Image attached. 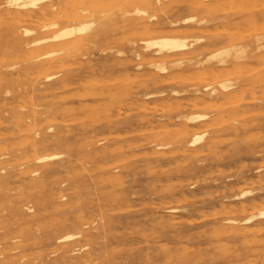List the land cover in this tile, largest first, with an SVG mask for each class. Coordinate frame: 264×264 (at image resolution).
Wrapping results in <instances>:
<instances>
[{
	"label": "rangeland",
	"instance_id": "rangeland-1",
	"mask_svg": "<svg viewBox=\"0 0 264 264\" xmlns=\"http://www.w3.org/2000/svg\"><path fill=\"white\" fill-rule=\"evenodd\" d=\"M111 1L115 4L105 0L107 9L105 5L97 10L87 7L85 21L94 26L90 33L76 37L81 43L74 39L69 47L61 48V41L29 46L28 38L12 36L10 20H0V38L6 43L0 49V71L5 75L0 82V144L7 147L1 160L24 150L36 160L57 156L35 161L31 172L36 173L30 177L16 170L0 172V264H264V243L215 238L226 225L222 221L235 216L230 211L247 205L245 218L264 211V50L239 66L220 63L233 59L232 46L238 50L258 40L264 43L260 5L264 0H144L150 6L146 29L132 13L123 15L135 0ZM47 4H61V0H47L29 9L36 12ZM57 11L53 14L58 17L46 14L26 23L34 34L80 25L74 15L81 17V11L79 15L71 9ZM49 18L55 21L49 23ZM176 21L181 25L173 26ZM168 36L185 39L187 49L167 59H163L167 54L148 56L155 50L146 52L145 42ZM207 44L211 46L205 48ZM227 49L233 56L212 59ZM51 53L57 55L48 57ZM50 60L53 67L44 68L43 63ZM175 63L181 65L171 68ZM156 64L168 70L162 73ZM58 72L57 80L69 81L50 85L46 77ZM229 72L234 75L227 79ZM178 76L187 81L176 80ZM99 77L115 80L98 85ZM210 79L213 83H203ZM225 82L231 99L221 87ZM212 90L218 96L211 97ZM209 101L214 102L212 109ZM203 104L209 107L202 108ZM194 115L206 118L189 122ZM195 135H204L196 148L190 145ZM31 138L38 142L37 149L20 147L23 139ZM42 141L47 144L42 146ZM210 143L214 147H207ZM247 191L252 196L236 198ZM263 221L257 217L255 225ZM83 223L86 226L81 227ZM67 234H79L76 249L87 246L83 253L67 254L72 246L57 241ZM91 251V259L83 257ZM185 257L189 259L184 261Z\"/></svg>",
	"mask_w": 264,
	"mask_h": 264
},
{
	"label": "bare ground",
	"instance_id": "bare-ground-1",
	"mask_svg": "<svg viewBox=\"0 0 264 264\" xmlns=\"http://www.w3.org/2000/svg\"><path fill=\"white\" fill-rule=\"evenodd\" d=\"M44 1H47V0H0V20H2L3 21V19L5 20V18L6 19H8V20H10L13 24H14V28H13V31H12V36L13 37H15V38H23V40H24V38H28V39H26L25 41H26V44L27 45H39V44H43V43H46V42H49V41H61V44L60 45H62L61 46V48L62 47H65V46H67L69 43H71L72 41H74V39H75V42H76V37L77 36H81L82 35V37H83V35H85V34H88V33H90L91 32V28L94 26V23L93 22H88V21H85V20H87V16H86V14H85V12H87L86 11V9H87V7L89 6H91L90 8H94V9H96L97 10V8L98 9H101V8H103L104 7V5H105V7L103 8V9H107V7H108V5H107V3H105V0H61V4H57V5H54V4H47V5H44L39 11H36V12H32V11H30V9L29 8H35V7H37L38 6V4L39 3H41V2H44ZM110 2L112 3V4H115L114 3V1H111L110 0ZM117 2V1H116ZM159 2V1H158ZM228 4H230L228 1H226ZM255 2H257V1H255ZM108 3H109V1H108ZM226 3V4H227ZM228 4H227V6H228ZM238 5H239V2L237 3ZM252 4V3H251ZM259 4V3H258ZM258 4L256 3H254V5H256V6H258ZM196 5V4H195ZM225 5V4H224ZM223 5V6H224ZM230 5H232V4H230ZM238 5H236V7L238 8L239 6ZM247 5V4H246ZM261 5V7H262V9L264 8L263 6L264 5H262V4H260ZM259 5V6H260ZM107 6V7H106ZM199 6H201V5H199ZM214 6V5H213ZM226 6V7H227ZM149 5H148V3L146 2V1H144V0H135V2H134V7H132V8H129V7H127V9H125L124 11H123V15L125 16V17H127L129 14H133V17H135L136 18V20L137 21H139L138 23L140 24V25H142L143 26V28L144 29H146V28H148V24H147V22H149L147 19H145L146 18V16H147V10L149 9ZM225 7V8H226ZM233 7V6H232ZM235 6H234V8H236ZM245 7V6H244ZM119 8V7H118ZM204 8H207V7H204ZM219 8V7H218ZM224 8V9H225ZM230 8H231V6H230ZM241 8V7H240ZM251 8H252V6H251ZM255 7L253 6V9H254ZM259 8V7H258ZM67 9H71L72 11L74 10V11H76L75 13H77L78 14V10L79 11H81L83 14L81 15V17H78L77 18V16L76 15H74V18H76V20L78 21V19L80 20V25L79 26H71V27H64V28H61V29H59L58 31H56V32H39V33H37V34H34V31L33 30H31L30 29V26H29V24L28 23H26V21H31V19L32 18H34V17H43L44 15H46V14H50V15H52L53 13H54V11L56 12L57 10H60V12H62L63 13V10H67ZM132 9V10H131ZM207 9H209V7L207 8ZM210 9H212V7L210 8ZM221 9V8H220ZM222 10V11H225V10ZM243 9V8H242ZM247 9V8H246ZM256 9V8H255ZM260 9V8H259ZM92 10V9H91ZM131 10V11H130ZM232 10V9H231ZM236 10H238V9H236ZM245 10V9H244ZM73 11V12H74ZM66 13H67V11H65ZM104 12V11H103ZM106 12V11H105ZM57 13H58V11H57ZM70 13V12H69ZM74 13V14H75ZM223 13V12H222ZM226 13V12H225ZM56 14V13H55ZM55 14H53L51 17L53 18V17H55V16H57V15H55ZM101 14V13H100ZM185 14H186V12H185ZM35 15V16H34ZM70 15V14H69ZM79 15V14H78ZM66 16V15H65ZM64 16V17H65ZM93 16V15H92ZM46 17V16H45ZM58 17V16H57ZM61 17V16H60ZM68 17V16H67ZM46 18H48V17H46ZM71 18V17H70ZM93 18V17H92ZM155 18V16H152V18H150V20L151 19H154ZM39 19V18H38ZM50 19V20H49ZM49 19H47V20H49L48 22L50 23V21L52 20V21H55V19L53 20V19H51V18H49ZM66 19V18H65ZM68 19V18H67ZM66 19V20H67ZM73 20V19H72ZM101 20V19H100ZM193 20V19H192ZM6 21V20H5ZM34 21V20H33ZM52 21H51V23H52ZM191 20H186L185 22H183V24H187V23H189ZM203 21V20H202ZM37 22V21H36ZM45 22H46V20L44 21V24H45ZM48 22H46V23H48ZM70 23V22H69ZM33 24V23H32ZM40 24H41V21H40ZM51 25V24H50ZM49 25V26H50ZM172 25L173 26H175V27H177V26H179V25H181V22L180 21H176V22H173L172 23ZM38 26V25H37ZM40 27H41V25H39ZM57 25L56 24H53L52 25V27H56ZM243 26V25H242ZM5 28V27H4ZM51 28V27H50ZM214 28H215V26H214ZM216 28H217V26H216ZM242 28V30L244 29L243 27H241ZM254 28V27H253ZM41 29V28H40ZM105 28H101V30H104ZM199 29V28H198ZM245 29H246V27H245ZM43 30V29H42ZM186 30V29H185ZM189 30V29H188ZM187 30V31H188ZM222 30V29H221ZM229 30V29H228ZM236 30V29H235ZM247 30H248V26H247ZM249 30H251V29H249ZM253 30V29H252ZM255 30V29H254ZM259 30H261L260 28H259ZM148 31V30H147ZM174 31V30H173ZM173 31H170L169 30V33H171V32H173ZM190 32H191V29L189 30ZM198 31H200V30H198ZM206 31H207V29H206ZM205 31V32H206ZM211 31V30H210ZM218 31V30H217ZM217 31H213V32H216L215 34H217ZM226 30H222V32H225ZM238 31H239V29H238ZM218 32H221V31H218ZM228 32H230L231 33V35H232V33H233V31L232 30H230V31H226V33H228ZM241 32V31H240ZM250 32V31H249ZM249 32L247 33V34H249ZM257 32V31H256ZM258 32H260V31H258ZM257 32V33H258ZM262 32V31H261ZM125 33V32H124ZM136 33V34H135ZM134 34L135 35H139V34H137V32H135ZM140 33V32H139ZM155 33H156V31H155ZM174 33V32H173ZM201 33V32H200ZM211 33H212V31H211ZM229 33V34H230ZM242 33V32H241ZM246 33V32H245ZM244 32L242 33V34H245ZM252 33H255V32H252ZM134 34H132V35H134ZM149 34H152L151 32H149ZM214 34V33H213ZM234 34V33H233ZM238 34V36H240V34L239 33H237ZM241 34V35H242ZM140 35H146V33L144 32V33H141ZM160 35V34H159ZM236 35V34H235ZM246 35V34H245ZM128 36V35H127ZM131 36V35H130ZM237 36V35H236ZM129 37V36H128ZM79 39V38H78ZM124 39V38H123ZM258 39V38H257ZM263 39V38H262ZM16 41V40H15ZM78 41V40H77ZM198 42H199V40H197ZM234 41H238V40H235L234 39ZM3 42H5V39H1L0 38V49H2L3 47H4V45H6V43H3ZM79 42L81 43V41L79 40L76 44H79ZM51 43V42H50ZM53 43V42H52ZM74 42H72V44H73ZM210 43H212V42H210ZM75 44V45H76ZM230 44V43H229ZM211 45H209V44H207V45H205V48H208V47H210ZM28 47V46H27ZM67 47H69V45L67 46ZM187 44H186V40L185 39H180V38H177V37H174V36H168V37H162V38H160V39H155V40H150V41H146L145 42V48H144V50L146 51V52H152L153 50H155L153 53H150L148 56H151V55H153V56H160V55H162V54H167V56H165V57H163V59H167V58H169V56L170 57H174V56H176L178 53H181V52H183V51H185L186 49H187ZM236 47V46H235ZM42 48V47H41ZM50 48H51V46H50ZM200 48H203V47H200ZM239 48V46H237L236 47V49H238ZM4 49V48H3ZM52 49V48H51ZM50 49V50H51ZM59 49H60V47H59ZM234 51V53H235V55L233 56V54H232V51ZM231 50H224V51H222V52H220V53H218V54H215V55H213L212 56V59H217L218 57H230V56H233V59L231 60V61H224V60H222L220 63L222 64V65H226V64H228V63H232L233 65H238V64H240L241 62H243L244 60H251V59H253L254 57H255V55L258 53V52H261V51H263L264 50V43H262V41H260V40H258L256 43L254 42V43H251V44H248V45H246L244 48H241V49H238V50H234V48H233V46H232V49ZM30 51V50H29ZM35 51V50H34ZM54 51V50H53ZM37 52V51H36ZM36 52H34V53H36ZM52 52V51H51ZM28 53H32V51H30V52H28ZM44 53V52H43ZM57 55V53H51V54H48V55H45L46 57L48 56V57H51V56H53V55ZM58 54H60V52H58ZM30 56V58H31V54H29ZM34 55V54H33ZM183 55V54H182ZM24 56H25V54H24ZM43 57L42 56V58H46V57ZM92 56V55H91ZM90 56V57H91ZM55 57V56H54ZM57 57V56H56ZM183 57V56H182ZM15 58V57H14ZM41 58V57H40ZM26 59H27V56H26ZM151 59V58H150ZM10 60V59H9ZM53 60V59H52ZM52 60H50V61H47V62H45V63H43V66H44V68L46 67V68H52L53 67V62L54 61H52ZM161 60V59H160ZM14 61H15V59H14ZM156 60H152V62L153 63H156L155 62ZM121 62V61H120ZM163 62H164V60H163ZM1 63V62H0ZM179 63V62H178ZM172 64V66H171V68H177V67H179L181 64ZM62 65V64H61ZM60 65V66H61ZM154 65V64H153ZM241 65V64H240ZM248 65V64H247ZM2 66V65H1ZM59 65H58V68L60 67ZM77 66V65H76ZM239 66V65H238ZM249 66V65H248ZM263 66V65H262ZM16 67H18V66H16ZM62 67V66H61ZM67 67V66H66ZM75 67V66H74ZM243 67V66H242ZM246 67V66H245ZM251 67H253V66H251ZM264 67V66H263ZM141 68V67H140ZM156 68L157 69H159L162 73L163 72H166L168 69H167V67H165L164 65L163 66H160V65H157L156 64ZM170 68V69H171ZM232 68V67H231ZM236 68V67H235ZM250 68V67H249ZM255 68V67H254ZM253 68V69H254ZM206 69V68H205ZM234 69V68H233ZM242 69V68H241ZM246 69H247V67H246ZM19 70V69H18ZM212 70V69H211ZM236 70H237V68H236ZM235 70V71H236ZM243 70H245V68L243 67ZM248 70V69H247ZM247 70H245L246 72H247ZM255 70V72H256V68L254 69ZM213 71V70H212ZM225 71V70H224ZM238 71H240V68L237 70V72ZM231 72V71H230ZM229 72V75H228V77H226L227 79L229 78V76H233V75H231V73ZM252 72H254V71H252ZM252 72H250L249 71V73H252ZM43 73V72H42ZM234 73H236V72H234ZM240 73H241V71H240ZM59 74H60V72H58V73H56V74H52V75H48L47 77H46V81L47 82H49L50 83V85L51 84H63V83H67L68 81H69V78H62L61 80H57L58 79V77H59ZM127 74V73H126ZM194 74V73H193ZM208 74V73H207ZM206 74V77H207V79L209 78L208 77V75ZM246 74V73H245ZM118 75V74H117ZM194 75H196V74H194ZM204 75V74H203ZM210 75H211V72H210ZM214 75V74H213ZM217 75H219V76H223L224 75V73L222 74L221 73V75L220 74H217ZM226 75V74H225ZM238 75V74H237ZM239 75H242V74H239ZM123 76H124V74H123ZM188 76H190V74L188 75ZM202 76V75H201ZM261 76H263L262 74H261ZM37 77V76H36ZM42 77H44V76H42ZM122 77V76H121ZM120 77V78H121ZM127 77V79L129 78L128 76H126ZM125 77V78H126ZM175 77V76H174ZM173 77V78H174ZM198 77H199V75H198ZM203 77V76H202ZM205 77V76H204ZM224 77V78H225ZM253 77H254V75H253ZM100 79H101V77H99ZM120 78L119 79H117L115 82H117L118 80H120ZM124 78V77H123ZM123 78H121V79H123ZM131 78V77H130ZM181 78H182V82H186L187 81V78H185L186 79V81H184L185 79L181 76ZM179 76H178V78L176 79V80H178L179 81V79H181ZM193 78H194V76H193ZM193 78L191 79V78H189V82L190 81H192V82H190V83H193ZM201 78V77H200ZM213 79H214V81L217 79L218 80V78L216 77L215 78V76L214 77H212ZM220 78H222L223 80H224V78L223 77H220ZM3 79H5V75L3 74V72H1L0 71V82L3 80ZM103 79V78H102ZM101 79V82H99L98 83V85H102L105 81H106V79H105V81L104 80H102ZM134 79V78H133ZM142 79V78H141ZM146 79V78H145ZM184 79V80H183ZM199 79V78H198ZM197 79V77H195V79L194 80H198ZM206 79V78H205ZM212 79V80H213ZM112 80V79H111ZM114 80H115V78H114ZM114 80H112V81H106L105 83L107 84L108 82H109V84L111 83V82H114ZM123 80H126V79H123ZM131 80H132V78H131ZM175 80V79H174ZM173 79H172V82L174 81ZM175 80V81H176ZM216 80V81H217ZM98 81H100V80H98ZM98 81H96V82H98ZM104 81V82H103ZM169 81H171V80H166L165 82H167V83H169ZM205 81H207V83H209V81L211 82V83H213L212 81H211V79L210 80H204V82L203 83H206ZM52 82V83H51ZM55 82V83H54ZM90 82V81H89ZM103 82V83H102ZM120 82H122V81H120ZM125 82V81H124ZM195 82V81H194ZM197 82V81H196ZM198 82L199 83H201L200 82V79L198 80ZM91 83V82H90ZM131 83V82H130ZM171 83V82H170ZM211 83H209V84H211ZM89 83H87V85H88ZM216 85V84H215ZM219 85V84H218ZM139 86V85H138ZM220 86V85H219ZM141 87V86H140ZM221 87H222V89L224 90V92H226L227 94L225 95V97H228L229 96V92H230V85H227L226 84V82L225 83H221ZM220 87V88H221ZM241 87H243V85L241 86ZM207 88V87H206ZM209 88V87H208ZM251 88V87H250ZM264 88V87H263ZM64 89V88H63ZM205 90V89H204ZM263 90V89H262ZM205 91H209V89H206ZM88 92V91H87ZM94 92V91H93ZM145 92V91H144ZM7 94V93H6ZM78 94H79V92H78ZM81 94V93H80ZM79 94V95H80ZM175 94H176V92H175ZM240 94H242V93H239V96H240ZM44 95V94H43ZM83 95V94H82ZM162 95V94H161ZM237 95H238V93H237ZM65 96V95H64ZM210 96L211 97H216V96H218V93L216 92V91H214V90H212L211 91V94H210ZM234 96H236V93H235V95ZM256 96V95H255ZM75 97V96H74ZM76 98V97H75ZM78 98V97H77ZM200 98V97H199ZM229 98H230V96H229ZM229 98H227V99H229ZM255 98V97H254ZM48 99V98H47ZM61 99H62V97H61ZM63 99H65V98H63ZM112 99V98H111ZM231 99V98H230ZM229 99V100H230ZM237 99H238V97H237ZM243 99V98H242ZM56 100V99H55ZM189 100V99H188ZM201 99H199V101H200ZM218 100V99H217ZM232 100H233V98H232ZM244 100V102H245V99H243ZM254 100H256V99H254ZM253 100V101H254ZM128 101V100H127ZM173 101H174V99H173ZM177 100H175V102H176ZM202 101V100H201ZM204 101V100H203ZM221 101V100H220ZM231 101V100H230ZM239 100H237V102H238ZM248 101V100H247ZM250 101H252V100H249L248 102H250ZM64 102V101H63ZM126 102V101H125ZM129 102V101H128ZM171 102H172V100H171ZM181 102V101H180ZM187 102H189V101H185V103H187ZM222 102V101H221ZM226 102H227V100H226ZM232 102H234V101H232ZM43 103V102H42ZM101 103V102H100ZM104 103V102H103ZM108 104H110L109 102H107ZM168 103V105H169V102H167ZM167 103H161L162 105L163 104H167ZM190 103V102H189ZM200 103V102H199ZM202 103V102H201ZM208 103V102H207ZM212 103H214V102H212ZM212 103H210V101H209V106H210V104H212ZM225 103V102H224ZM229 103H231V102H229ZM239 104L240 103H242V101L241 102H238ZM246 103V102H245ZM140 104V103H139ZM191 104V103H190ZM205 104V103H204ZM203 104V105H204ZM220 104V103H219ZM222 104V103H221ZM18 105V104H17ZM82 105H86V103L85 104H82ZM121 105V104H120ZM167 105V106H168ZM197 105V104H196ZM217 105H218V103H217ZM223 105V104H222ZM227 105L228 106H232V103H231V105L230 104H228L227 103ZM233 105H234V103H233ZM238 105V104H237ZM109 106V105H108ZM128 106V105H127ZM131 105H129V107H130ZM159 106V105H158ZM157 106V107H158ZM165 106V105H164ZM202 106V105H201ZM207 107L208 105H204V106H202V108L203 107ZM208 106V107H209ZM221 106V105H220ZM224 106V105H223ZM2 107V106H1ZM65 107V106H64ZM97 107V106H96ZM101 107V106H100ZM99 107V108H100ZM118 107H119V105H118ZM128 107V108H129ZM132 107V106H131ZM156 107V106H155ZM154 107V108H155ZM199 108H200V106H198ZM198 107H196L197 109H198ZM207 107V108H208ZM211 107V109H212V105L210 106ZM226 106H224L223 108H225ZM71 108V107H70ZM88 108H89V106H88ZM94 108V107H93ZM101 108H103V107H101ZM124 108V107H123ZM159 108V107H158ZM162 107H160L159 109H161ZM194 108V107H193ZM195 108V109H196ZM213 108H216V107H214L213 106ZM72 109V108H71ZM82 109H83V107H82ZM84 109H85V107H84ZM166 109H170V108H166ZM185 109V108H184ZM192 109V108H191ZM205 109V108H204ZM210 109V108H209ZM242 109V108H241ZM158 110V109H157ZM162 110V109H161ZM119 111V110H118ZM144 111V110H143ZM152 111V110H151ZM163 111V110H162ZM161 111V112H162ZM160 112V113H161ZM263 112V111H262ZM261 112V114H264V112L262 113ZM35 113V112H34ZM34 113H32V114H34ZM94 112H92V114H93ZM102 113V112H101ZM122 113V112H121ZM156 113H158V112H156ZM90 114V113H89ZM91 114V115H92ZM96 113H94V115H95ZM35 115V114H34ZM93 115V116H94ZM97 115V114H96ZM125 115H127V113H125ZM227 115V114H226ZM225 115V116H226ZM90 116V115H89ZM92 116V117H93ZM248 116V115H247ZM192 117V116H191ZM205 118H206V116H204V115H197V116H195L194 115V117H192V118H190V119H188L189 120V122H200V121H203V120H205ZM226 118H227V116H226ZM231 118V117H230ZM235 118H237V117H235ZM235 118H232V119H226L227 121H223V122H228V120L231 122L233 119H235ZM239 118V117H238ZM237 118V119H238ZM220 119H222L221 117H219V120ZM0 120H1V116H0ZM87 120H89V119H87ZM92 120V119H91ZM187 120V121H188ZM223 120V119H222ZM222 120H220V121H217V122H219V124L220 123H222ZM216 121V120H215ZM214 121V122H215ZM1 122V121H0ZM17 122H18V120H17ZM50 122V121H49ZM94 122H96V121H94ZM71 123V122H70ZM76 123V122H75ZM74 123V124H75ZM1 124V123H0ZM199 124V123H198ZM205 124V123H204ZM216 124V123H215ZM252 125H253V123H251ZM185 125V124H184ZM203 125V124H202ZM222 125V124H221ZM209 126V125H208ZM207 126V127H208ZM245 126V125H244ZM216 127V126H215ZM176 128V127H175ZM206 128V127H205ZM211 128V127H210ZM213 128V127H212ZM168 129V128H167ZM173 129H174V127H173ZM177 130H179L178 128H176ZM219 129V128H218ZM67 130V129H66ZM190 130H191V128H190ZM196 130V129H195ZM202 131H203V129H201ZM204 130H206V129H204ZM151 131V130H150ZM218 131V130H217ZM193 132V131H192ZM198 132H200V131H198ZM110 133V132H109ZM175 133V132H174ZM194 133V132H193ZM258 133V132H257ZM132 134H134V133H132ZM176 134H177V132H176ZM175 134V135H176ZM179 134V133H178ZM37 135H39V134H37ZM205 135V134H204ZM204 135H195V136H193L194 138H193V140L190 142V145L192 146V147H194V148H196L198 145H200L201 143H202V141H203V139H204ZM226 135V134H225ZM259 135H260V133H259ZM35 136H36V133H35ZM250 135H248V137H249ZM252 136V135H251ZM255 136H257V134L256 135H254V137ZM175 137V136H174ZM173 137V138H174ZM177 137H178V135H177ZM102 138V137H101ZM172 138V139H173ZM228 139L230 138V137H227ZM228 139L225 141V142H227L228 141ZM237 140V139H236ZM22 143L20 144V147H22L23 149L24 148H28V147H31V148H33L34 150L35 149H37V145H38V142H36V140H35V138H31V139H23L22 141H21ZM221 143V142H220ZM40 144L42 145V146H45L46 144H47V142H45V141H42V142H40ZM211 145H207V147H209V146H211V147H214V143H210ZM165 145V144H164ZM163 145V146H164ZM162 147V146H161ZM160 147V148H161ZM17 150H22V149H17ZM183 150H184V148H183ZM182 151V150H181ZM203 151V150H202ZM207 151V150H206ZM6 152H7V147L6 146H4V145H1L0 144V172H2V171H7V170H16V171H18L19 172V175L20 176H26V177H30L32 174H35L36 172H31V166H34L33 164L35 163V161H37V162H46V161H51V160H53V159H55L57 156H45V157H42V158H39L38 160H36V156L34 155V156H30V155H27V152L24 150V151H21L20 153H15V154H13L12 156H11V158H10V160H8V161H2L1 160V158H3V157H5L6 156ZM146 152V151H145ZM147 152H148V150H147ZM151 152V151H150ZM158 152V151H157ZM160 152V151H159ZM181 153V152H180ZM189 153V152H188ZM149 154V153H148ZM174 154H176V152L174 153ZM185 154V153H184ZM198 154V153H197ZM199 154H201V153H199ZM198 154V155H199ZM224 154V153H223ZM151 155V154H150ZM160 155V154H159ZM138 156V155H137ZM157 156V155H156ZM147 157V156H146ZM150 157V156H149ZM161 157V156H160ZM206 157V156H205ZM208 157V156H207ZM151 158V157H150ZM149 158V159H150ZM217 158V157H216ZM220 163V162H219ZM261 165H263V164H261ZM3 166H5V167H3ZM170 168V167H169ZM218 169V168H217ZM257 171V170H256ZM205 173V172H204ZM246 173V172H245ZM205 175H206V173H205ZM220 175V174H219ZM126 177V176H125ZM196 178V177H195ZM220 178H221V176H220ZM103 180V179H102ZM101 180V181H102ZM197 182V181H196ZM250 182V181H249ZM103 183H105L104 181H103ZM225 183V182H224ZM223 183V184H224ZM238 183V182H237ZM146 184V183H145ZM159 184V183H158ZM226 184V183H225ZM105 185H106V183H105ZM251 185H253V184H251ZM121 186H122V184H121ZM196 187V186H195ZM253 187V186H252ZM118 188H119V186H118ZM224 188H225V186H224ZM166 189V188H165ZM206 189V188H205ZM202 190H204V189H202ZM226 190V189H225ZM206 191V190H205ZM228 191V190H227ZM77 192V191H76ZM100 192V191H99ZM202 196V195H201ZM249 196H252V194H251V191H247V192H244V193H241L240 195H238L236 198H238V199H240V200H244V199H246L247 197H249ZM65 198V197H64ZM99 199V198H98ZM140 199V198H139ZM200 200V199H199ZM117 201H118V199H117ZM162 201H165V200H162ZM103 202H104V200H103ZM171 202V201H170ZM180 202V201H179ZM118 203V202H117ZM199 204V203H198ZM197 204V205H198ZM236 204H238V203H236ZM260 204V203H259ZM109 205V204H108ZM167 205V204H166ZM165 205V206H166ZM110 206V205H109ZM116 206V205H115ZM144 206V205H143ZM142 206V207H143ZM199 206H200V204H199ZM232 206V205H231ZM238 206V205H237ZM247 206V205H246ZM246 206H240V208L239 209H235V210H233V211H228L229 213H231V214H234L235 216H233V217H231V218H227V219H224L222 222L223 223H226V225H225V227H224V229L222 230V232H220V231H218L216 234H215V238L217 239V240H223V239H226V240H237V241H240L242 244H256V245H259V244H262V243H264V221L263 222H261V223H257L256 225H255V222H256V219H257V217L258 218H260V219H264V211L263 212H261L258 216H250V217H247V218H245L243 215L246 213V211H247V207ZM25 208V207H24ZM248 208H249V206H248ZM127 209V208H126ZM125 209V210H126ZM118 210V209H117ZM257 210V209H256ZM123 211V210H122ZM127 211V210H126ZM203 211V210H202ZM205 212V211H204ZM215 212V211H214ZM115 213V212H114ZM203 213V212H202ZM43 214V213H42ZM205 214V213H204ZM199 215V214H198ZM214 215V214H213ZM32 216V215H31ZM74 216V215H73ZM203 216V215H202ZM222 216V215H221ZM79 217V216H78ZM214 217H215V215H214ZM83 218V217H82ZM192 218V217H191ZM202 218V217H201ZM200 218V219H201ZM192 220H194V218L192 219ZM204 220V219H203ZM85 221V220H84ZM174 221V220H173ZM172 221V222H173ZM200 221V220H199ZM151 222H153V221H151ZM171 222V223H172ZM176 222V221H175ZM221 222V223H222ZM191 223V222H190ZM195 223V222H194ZM174 224V223H173ZM204 225H205V223H203ZM84 226H86V224H81V227H84ZM256 226H258V228L257 229H255L254 227H256ZM156 227V226H155ZM207 227V226H206ZM158 228H161V227H158ZM211 228H212V226H211ZM68 231V230H67ZM66 231V232H67ZM123 233H124V231H122ZM172 232V231H171ZM209 232H210V230H209ZM82 233V232H81ZM80 233V234H81ZM79 235V234H78ZM78 235H74V234H67L66 236H64V237H60V238H58V242L59 243H68V244H70V246H72V250H69V251H67V254L69 255V254H71V253H75V252H82L81 250H84L85 248H87V246H84V247H79L78 249H76L77 248V242L75 241L76 239H77V237H78ZM205 236V235H204ZM207 236V235H206ZM213 236H214V234H212V238H213ZM199 239H200V237H199ZM142 240H143V238H142ZM144 240H146V239H144ZM131 241V240H130ZM129 243V242H128ZM209 243V242H208ZM210 244V243H209ZM211 245V244H210ZM127 246H129V245H127ZM178 246V245H177ZM213 246V245H212ZM66 247V246H65ZM135 247V246H134ZM69 248V247H68ZM185 248V247H184ZM183 248V249H184ZM206 248V247H205ZM213 248V247H212ZM126 249V248H125ZM181 249V248H180ZM191 250V249H190ZM5 251V250H4ZM186 251V250H185ZM215 252V251H214ZM83 253V252H82ZM92 251L91 252H86L84 255H83V257H86V258H89V259H91L92 257ZM128 253V252H127ZM140 254V253H139ZM181 254V253H180ZM223 254V253H222ZM233 253L231 252V255H232ZM141 256V255H140ZM181 256V255H180ZM211 256V255H210ZM235 256V255H234ZM160 258V257H159ZM170 259H172L173 258V256H172V254H170V257H169ZM263 258V257H262ZM78 259H79V257H78ZM189 259V257H185V260L184 261H187ZM211 259H212V257H211ZM225 260V259H224ZM262 261H263V259H262ZM225 262V261H224ZM4 263V262H3ZM248 263V262H247ZM143 264V263H142ZM162 264V263H161ZM243 264H244V262H243Z\"/></svg>",
	"mask_w": 264,
	"mask_h": 264
}]
</instances>
